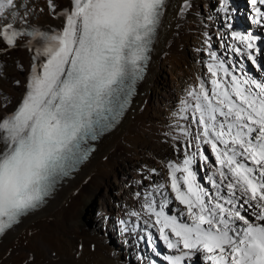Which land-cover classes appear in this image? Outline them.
<instances>
[{"label":"snow or ice","instance_id":"obj_1","mask_svg":"<svg viewBox=\"0 0 264 264\" xmlns=\"http://www.w3.org/2000/svg\"><path fill=\"white\" fill-rule=\"evenodd\" d=\"M46 3L53 15L65 19L62 29L30 26L28 11L19 15L22 7L27 8L22 0H0V53L31 38L29 50L34 40L39 43L33 59L43 58L32 65L15 111L0 117V234L39 206L56 178L67 174L70 161L87 157L81 142L89 136L96 139L97 126H110L103 124L109 114L112 120L121 114L142 78L165 0H70V9H58L54 0ZM257 3L264 5V0H251L252 5ZM222 7L227 13L228 0ZM255 22H264L260 7L255 8ZM233 35L247 49L255 48V37ZM233 51L239 54L241 49ZM246 55L260 67L253 51ZM208 72L211 88L199 80L182 109L192 110L196 131L179 130L191 137L189 148L210 145L218 167L207 181L215 192L202 185L193 170L197 157L205 165L209 161L205 149L199 148L182 164H168L171 192L185 206L181 215L190 223L164 211L169 200L158 208L151 194L143 208L154 218L151 226H158L168 248L186 250L169 258L170 264H184V258L195 252L205 253L211 264H264V81L251 76L241 80L223 61L210 63ZM238 156H246L255 167L238 162ZM163 189L161 184L156 191ZM237 191L247 197L239 206ZM245 205L262 223L241 214L247 212ZM236 221L245 227L238 231Z\"/></svg>","mask_w":264,"mask_h":264},{"label":"bare ground","instance_id":"obj_2","mask_svg":"<svg viewBox=\"0 0 264 264\" xmlns=\"http://www.w3.org/2000/svg\"><path fill=\"white\" fill-rule=\"evenodd\" d=\"M22 2L27 8L22 7L19 15L27 10L30 26L47 31L64 26L65 19L53 15L46 0ZM54 2L58 9L69 7V0ZM222 4L223 0H187V5L185 0H165L146 72L130 105L115 126L98 138L88 159L72 175L64 177L45 202L0 235V264H170L169 258L186 251L182 246L167 247L158 226H151L154 218L149 217L143 205L149 194L158 208L169 200L164 211L190 223L186 215H181L186 212L185 206L171 192L168 164H182L186 155L199 148H204L212 161L205 165L197 157L193 170L197 171L200 183L215 192L207 181L218 167L210 145L196 143L189 148L191 137H184L179 130L196 131L192 110H182L184 101L189 99L188 91L199 80L211 88L210 63L223 61L230 73L241 80L250 76L240 67L241 61L248 60V51H253L259 62L263 61L260 72L264 71V55L261 57L255 51L258 46L247 49L231 30L227 36L224 28L230 8L226 13ZM256 7L264 10V5H252L251 0L244 3V22L250 27L249 32L262 29V24L255 22ZM236 14L233 13L238 18L241 13ZM232 24L231 28L238 30ZM28 39L21 41L19 47L0 53V117L22 97L30 63L39 65L43 60L33 59L39 43L33 41L29 50ZM237 47L241 49L239 54L233 51ZM237 160L255 167L246 156H238ZM161 184L165 189L156 191ZM237 196V206L247 199L239 191ZM133 212L139 215L133 216ZM249 221L262 223L256 217ZM234 227L240 231L245 225L236 221ZM106 235L111 237V245L105 242ZM191 259L211 264L203 252L185 257L184 264Z\"/></svg>","mask_w":264,"mask_h":264},{"label":"rangeland","instance_id":"obj_3","mask_svg":"<svg viewBox=\"0 0 264 264\" xmlns=\"http://www.w3.org/2000/svg\"><path fill=\"white\" fill-rule=\"evenodd\" d=\"M228 1H229L228 5L230 8V12H229L228 17L226 19V23H225L226 26L224 28L226 30L227 36H228L229 30H231L233 33H236L239 35H244V34L248 33V35L255 37L256 41L254 40V42H255L254 44L259 47V49H260L259 54L262 57L264 55V27H263L264 23H261L262 29L259 30L258 28H255L253 31L249 32L250 27H248L247 24H245V22H244L245 19H247L246 15H245L244 8H243L244 3H246V0H228ZM61 2H59V3H61ZM239 2H241V4H239ZM63 4H65V3H63ZM63 4H61L60 7ZM236 12L241 13V14H239L238 18H236V16H234L236 14ZM233 13H234V15H233ZM231 24L233 27L236 26L238 28V30L237 29L233 30L234 28L229 27V25H231ZM259 61H261V60H259ZM259 61L257 62L258 64L263 63V61L262 62H259ZM263 66H264V64H263ZM240 67H241V70H243L247 75H250L251 77L256 78L258 80L264 81V71L261 73L260 67L257 68L255 65H253L251 63V61L249 59L241 61ZM16 79H18V78H14V80H16ZM210 160L212 161V158L209 159V161ZM245 208H247V205H245ZM243 215H246V217L250 220V219L255 217V211L252 208H247V212L245 213L243 211ZM104 240L108 244H110V245L112 244V239L109 235H106ZM78 248H80V245H78ZM187 263L188 264H202V263L198 262V260H196V259H191Z\"/></svg>","mask_w":264,"mask_h":264}]
</instances>
